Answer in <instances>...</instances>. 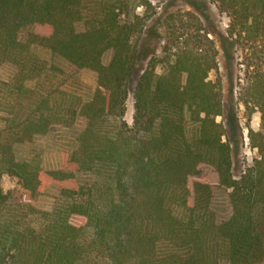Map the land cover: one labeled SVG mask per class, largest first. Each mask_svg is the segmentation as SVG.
I'll list each match as a JSON object with an SVG mask.
<instances>
[{"label": "trees", "instance_id": "1", "mask_svg": "<svg viewBox=\"0 0 264 264\" xmlns=\"http://www.w3.org/2000/svg\"><path fill=\"white\" fill-rule=\"evenodd\" d=\"M209 1L229 18L224 31L194 11L161 19L164 8L146 25L135 7L147 0H0V65L16 67L0 81V178L20 187L10 195L0 185V264L264 262V0ZM160 38L161 56L148 55ZM33 44L94 70L91 95L54 85L60 69ZM235 48L246 50L239 67ZM220 66L228 93L249 115L260 112V128L248 130L257 156L237 177L215 120L228 109L222 77L209 78ZM78 116L84 126L61 148L59 168L44 169L35 142ZM49 183L59 188L52 207H34ZM213 183L230 188L232 212L220 223L209 207Z\"/></svg>", "mask_w": 264, "mask_h": 264}, {"label": "rangeland", "instance_id": "2", "mask_svg": "<svg viewBox=\"0 0 264 264\" xmlns=\"http://www.w3.org/2000/svg\"><path fill=\"white\" fill-rule=\"evenodd\" d=\"M150 2V6L135 7L136 13L142 18L143 23L146 25L152 24L154 20L153 17L161 15V11L164 8L165 14L161 16V19L168 13L177 12L183 14V17H187L188 11H194L191 5L180 0H147ZM195 1L194 5L197 10L194 12L202 19L205 25L211 23L215 25L220 31H224L229 22V18L220 13L216 7L209 0H191ZM167 4V6H164ZM208 17V21L206 20ZM77 30H82L84 28L83 22L78 21L75 23ZM164 30V27L159 30L160 32ZM145 36V34H144ZM19 37L21 40L26 38V29H23ZM160 37V36H159ZM209 37H213L216 47H218L217 41L212 34ZM144 38V37H142ZM141 38V40H142ZM163 38V37H162ZM160 38L158 42H154V39L150 40L151 48L145 47V51L149 50L148 55L155 53L157 57L162 54V45L164 44L163 39ZM143 41V40H142ZM154 43V45H153ZM32 51L46 60V62L51 65L54 64L59 70L54 73V77L50 74V79L54 85H58L64 89L69 90L71 93L77 95L81 100L88 98L96 82V72L89 68H76L73 65L67 63L62 58L51 53L50 50L41 47L37 44L32 45ZM234 51V66H238L242 53L246 50L241 48L232 49ZM112 49H106L102 56L101 61L103 64H107L111 58ZM220 54H218L217 62L220 63ZM16 71V67L11 63H3L0 65V81L8 80L13 76ZM156 71H160V67L157 66ZM222 77V68L219 67L217 74L214 72L209 73V78L213 81L216 80L217 76ZM235 78V76H234ZM133 79L127 88V95L124 102V113L123 119L130 125L132 122V117L134 114L133 108V98L132 91L135 84ZM31 84L32 82H27ZM222 93L225 99L228 101V109L223 117L216 116V121H221L225 134L222 139L228 140L231 149V169L235 177H237L243 170L252 164L253 159L257 156V150L250 146V140L248 137V130L252 129L256 131L260 128V112L254 109L248 114L242 103H237L236 92L233 89V95H230L227 91L228 83L226 82V77L221 79ZM235 88V87H234ZM84 126V119L78 116L74 125L69 128L61 126H53L50 131L42 137H39L35 142V145L40 151V161L41 166L44 169H57L60 166V150L63 146L68 145L72 142L73 136ZM28 148L24 147L21 153L27 152ZM0 185L4 192H9V194H14L19 190V184L15 178H12L6 174H3L0 178ZM59 192V188L54 183H49L44 189L43 193L39 194L32 201V205L38 209L49 210ZM230 188L225 186H218L213 183L211 186V195L209 201L210 210L213 213L214 219L217 223L226 220L232 212L231 203L229 199ZM260 264H264L260 263Z\"/></svg>", "mask_w": 264, "mask_h": 264}]
</instances>
